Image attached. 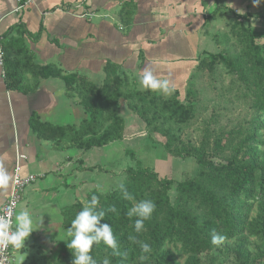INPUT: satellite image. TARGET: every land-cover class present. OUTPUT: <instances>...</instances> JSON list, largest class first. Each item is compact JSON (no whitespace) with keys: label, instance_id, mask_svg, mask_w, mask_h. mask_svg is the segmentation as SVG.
<instances>
[{"label":"crops","instance_id":"1","mask_svg":"<svg viewBox=\"0 0 264 264\" xmlns=\"http://www.w3.org/2000/svg\"><path fill=\"white\" fill-rule=\"evenodd\" d=\"M24 1L0 0V41L21 38L32 64L53 65L96 87L109 71L145 89L141 78L147 65L158 79H170L181 97L199 60L215 50L213 29L234 19L264 32V0L258 5L253 0H39L21 6ZM22 74L24 82L10 89L0 65V160L11 177L16 163L22 176H35L15 215L27 210L40 227L16 250L13 264H47L68 240L63 208L82 202L92 189L115 188L112 169L119 146L132 140L139 121L119 100L125 124L121 140L87 151L57 149L32 131L30 118L78 127L86 119L84 108L63 80L37 78L31 69ZM106 166L111 171L104 174ZM11 183L0 193V207Z\"/></svg>","mask_w":264,"mask_h":264},{"label":"trees","instance_id":"2","mask_svg":"<svg viewBox=\"0 0 264 264\" xmlns=\"http://www.w3.org/2000/svg\"><path fill=\"white\" fill-rule=\"evenodd\" d=\"M236 24L247 43L246 60L250 62L247 72L253 73V83L258 89V116L255 119L258 129L264 125L261 118L264 113V32L256 31L242 21ZM13 44L18 47L14 49ZM1 45L3 74L8 88L20 86L24 82L22 73L31 69L37 78L63 80L84 108L86 119L78 127L52 126L39 122L33 116L30 118L32 131L39 137L51 140L57 149L68 146L87 151L121 140L125 124L119 115L118 105L119 100H124L148 129L164 136V149L167 153L182 159L192 157L198 166L197 178L175 184L176 204L171 203L168 197L173 181L159 179L153 170L141 166L137 161L135 166L126 168V180L123 182L132 194V200L123 198L118 188L108 192L92 189L82 202L63 208L62 222L68 231L71 221L79 211L88 206L92 195L99 198L95 210L105 212L99 224H109L112 227L120 255H114L113 250L103 241L94 243L89 255L96 264H102L104 258H108L110 264H179L170 246H179V250L186 255L184 264H201V251L220 246L226 252H234L239 264H264V155L255 144H258L256 132L247 136V141L238 145L224 163H216L212 158L223 150L221 138L214 140L210 152L208 145L204 143L198 146H186L182 143L181 128L192 116V109L189 104L181 101L178 92H174L172 97H164L147 89H129L124 77L109 71L103 84L96 87L86 78L64 74L53 65L32 64L21 38L11 39L5 44L1 42ZM204 56L199 60V65L211 66L221 60L247 81V72L244 74L246 62L231 63L227 56L219 52L205 53ZM185 93L187 97V89ZM256 127L254 131L257 130ZM62 141L64 145H61ZM213 185L221 189V200L213 196ZM141 200L153 201L155 209L151 217L144 221L143 230L136 233L134 222L137 217L129 218L127 212ZM179 200L184 204L198 200L201 204L210 206L205 216L200 218L189 210L181 209ZM255 202H258L259 212L255 218H251ZM113 206L116 211H109ZM245 231L262 235V243L254 253L247 247L243 235ZM213 232L226 237L219 246L211 244ZM130 235L135 236L137 241L149 243L151 251L143 252L139 243L129 240ZM71 239L68 236L67 242ZM231 240L234 241L229 242ZM66 243L61 247L60 255L47 264H72L74 255Z\"/></svg>","mask_w":264,"mask_h":264},{"label":"rangeland","instance_id":"3","mask_svg":"<svg viewBox=\"0 0 264 264\" xmlns=\"http://www.w3.org/2000/svg\"><path fill=\"white\" fill-rule=\"evenodd\" d=\"M237 22L239 21L234 19L227 20L221 24V27L209 33L216 46L212 53H222L231 63L246 62L244 73L246 74L250 68V62L246 60L248 48ZM246 78L247 81L221 60L211 66L207 64L202 66L198 63L187 86L188 96L186 97V93L181 96V101L189 104L192 109V116L181 128L180 137L184 145L198 146L204 143L208 145L210 152L214 140L221 138L223 150L212 160L216 163H224L238 145L247 141L245 140L247 136L256 132L258 144H255L264 155V125L257 129V122H255L258 116L256 106L258 89L253 83L252 72H247ZM129 89L144 90L136 83L129 85ZM172 95L160 96L172 97ZM132 113L136 116L135 118L138 117L133 111ZM261 118L264 120V113ZM138 121L139 124L131 132L132 140L119 146L120 156L116 157V166L112 169L114 178L118 180L115 181L116 186H114L117 189L118 185L126 180V168L135 166L139 161L141 166L153 170L159 179L173 181L168 197L171 203L176 204L175 184L178 181L197 178L198 166L192 157L182 159L167 153L164 149V136L148 129L139 117ZM255 127L256 131H254ZM123 150H126V154L122 153ZM103 168L104 174L111 171L107 166ZM211 190L214 197L218 200L222 199L220 188L214 186ZM257 203L255 202L253 206L251 218H255L259 212ZM209 206L201 204L198 200H192L187 204L179 200L181 209L189 210L200 218L205 216ZM243 235L246 238L247 247L252 253L256 252L262 243V235H256L253 231H245ZM170 249L176 254L178 263L184 264L186 255L179 250V246H170ZM199 257L201 264H239L235 253L226 252L223 246L205 248L200 252Z\"/></svg>","mask_w":264,"mask_h":264},{"label":"clouds","instance_id":"4","mask_svg":"<svg viewBox=\"0 0 264 264\" xmlns=\"http://www.w3.org/2000/svg\"><path fill=\"white\" fill-rule=\"evenodd\" d=\"M261 0H253L254 5L260 4ZM240 11V10H238ZM243 14V13H241ZM142 86L154 92H161L165 95H171L175 91L174 85L170 79H158L153 70L145 66L143 76L141 78ZM12 177L7 172L4 161L0 160V193L6 190L10 184ZM123 198L132 200L133 196L128 192L123 183L118 185ZM99 198L92 195L88 206L79 211L76 217L71 221V227L68 228L67 235L72 237L67 242V248L73 253L74 259L72 264H96L92 256L89 255L93 244L103 241L113 250L114 255H120L117 251L118 242L113 234L112 227L109 224H99L100 220L105 216L104 211H96ZM155 209V203L151 200H141L136 203L128 212L129 218L135 216L134 230L139 233L144 228V221L148 220ZM109 211L115 212V207L109 208ZM41 221V220H40ZM39 221V223H40ZM99 224V227L97 225ZM40 226L34 227L33 218L29 211L20 210L15 215V228L13 229L12 213L0 215V254L6 251L9 245L16 249L24 247V241L29 237L31 232ZM226 239L225 236L215 232L211 235V244L219 246ZM129 240L133 243H139L143 252L151 251V245L146 242L137 241L135 236L130 235ZM0 264H4V259H0ZM102 264H110L108 258H104Z\"/></svg>","mask_w":264,"mask_h":264},{"label":"built area","instance_id":"5","mask_svg":"<svg viewBox=\"0 0 264 264\" xmlns=\"http://www.w3.org/2000/svg\"><path fill=\"white\" fill-rule=\"evenodd\" d=\"M36 1L39 0H25L24 2H22L21 6L32 4L35 3ZM2 57H3V51L0 41V65H2ZM19 168H20L19 164L16 163L14 167L10 193L7 199L5 200V202L0 207V215H6L9 212L12 213L13 229L15 228V223H14L15 213L22 199L23 192L25 191L26 187L35 180V176L33 174L22 176L19 172ZM16 250L18 249L9 245L8 249L4 251L2 254H0V259H4V264H13L14 261L13 255L16 252Z\"/></svg>","mask_w":264,"mask_h":264}]
</instances>
